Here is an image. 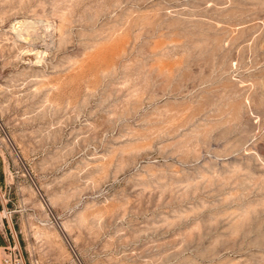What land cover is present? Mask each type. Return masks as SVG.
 Segmentation results:
<instances>
[{"label": "rangeland", "instance_id": "1", "mask_svg": "<svg viewBox=\"0 0 264 264\" xmlns=\"http://www.w3.org/2000/svg\"><path fill=\"white\" fill-rule=\"evenodd\" d=\"M0 210L26 264H264V0H0Z\"/></svg>", "mask_w": 264, "mask_h": 264}, {"label": "built area", "instance_id": "2", "mask_svg": "<svg viewBox=\"0 0 264 264\" xmlns=\"http://www.w3.org/2000/svg\"><path fill=\"white\" fill-rule=\"evenodd\" d=\"M0 210V222L4 217ZM1 264H26L23 253L16 242H7L2 247Z\"/></svg>", "mask_w": 264, "mask_h": 264}, {"label": "crops", "instance_id": "3", "mask_svg": "<svg viewBox=\"0 0 264 264\" xmlns=\"http://www.w3.org/2000/svg\"><path fill=\"white\" fill-rule=\"evenodd\" d=\"M7 242H16L18 243L16 240H14L12 234H11V230L7 229L6 225L3 222L0 224V264H1V256H2V247L7 243Z\"/></svg>", "mask_w": 264, "mask_h": 264}, {"label": "bare ground", "instance_id": "4", "mask_svg": "<svg viewBox=\"0 0 264 264\" xmlns=\"http://www.w3.org/2000/svg\"><path fill=\"white\" fill-rule=\"evenodd\" d=\"M170 116V115H169Z\"/></svg>", "mask_w": 264, "mask_h": 264}]
</instances>
